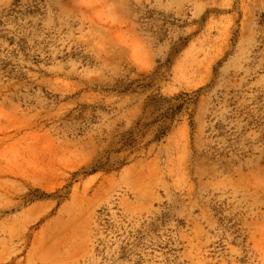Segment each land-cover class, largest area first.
Listing matches in <instances>:
<instances>
[{
    "label": "rangeland",
    "instance_id": "obj_1",
    "mask_svg": "<svg viewBox=\"0 0 264 264\" xmlns=\"http://www.w3.org/2000/svg\"><path fill=\"white\" fill-rule=\"evenodd\" d=\"M0 264H264V0H0Z\"/></svg>",
    "mask_w": 264,
    "mask_h": 264
},
{
    "label": "crops",
    "instance_id": "obj_2",
    "mask_svg": "<svg viewBox=\"0 0 264 264\" xmlns=\"http://www.w3.org/2000/svg\"><path fill=\"white\" fill-rule=\"evenodd\" d=\"M155 159L149 158L147 160L139 159L131 164L125 165V169L127 172H136L138 174V170L141 168V166H147L150 164H154Z\"/></svg>",
    "mask_w": 264,
    "mask_h": 264
}]
</instances>
